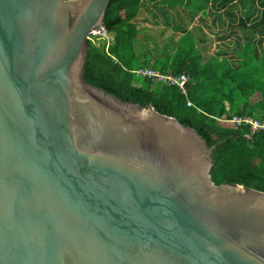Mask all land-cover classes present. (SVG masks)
Here are the masks:
<instances>
[{"label":"water","instance_id":"1","mask_svg":"<svg viewBox=\"0 0 264 264\" xmlns=\"http://www.w3.org/2000/svg\"><path fill=\"white\" fill-rule=\"evenodd\" d=\"M108 0H0V264H264V191L210 178L174 117L85 82Z\"/></svg>","mask_w":264,"mask_h":264},{"label":"trees","instance_id":"2","mask_svg":"<svg viewBox=\"0 0 264 264\" xmlns=\"http://www.w3.org/2000/svg\"><path fill=\"white\" fill-rule=\"evenodd\" d=\"M142 9L150 10L144 19L162 22L172 31L162 41L163 54L154 45L144 49L155 36L140 35L135 18ZM181 15L188 22L196 17L216 32L227 29L229 47L219 43L210 55L204 54L199 45L203 31L188 28ZM102 24L112 40L105 49L102 39H87L84 81L150 105L194 129L212 147L209 174L214 184L264 191V129L217 121L232 116L264 119V0H108ZM143 66L185 73V94L174 85L134 76L131 70Z\"/></svg>","mask_w":264,"mask_h":264},{"label":"built area","instance_id":"3","mask_svg":"<svg viewBox=\"0 0 264 264\" xmlns=\"http://www.w3.org/2000/svg\"><path fill=\"white\" fill-rule=\"evenodd\" d=\"M88 38H99L104 42L105 49L110 44L112 36L102 23L97 24L88 31ZM131 72L134 76L150 78L156 82L163 83L164 85H174L180 93L185 94V83L188 76L185 73L172 74L162 73L148 66L136 67ZM186 105H190L186 101ZM219 123L236 127L238 125H248L251 131H258L264 129V119H258L251 116H232L230 118H218ZM248 136V135H245Z\"/></svg>","mask_w":264,"mask_h":264},{"label":"rangeland","instance_id":"4","mask_svg":"<svg viewBox=\"0 0 264 264\" xmlns=\"http://www.w3.org/2000/svg\"><path fill=\"white\" fill-rule=\"evenodd\" d=\"M150 10L142 9L140 13L137 14L135 18V23L139 27L140 30V35L142 36H147L153 35L155 38H151L148 41V46L146 45L144 49H148L149 47L156 46L158 47L159 54H163L164 50H161V46L163 45L162 41H165L166 35L168 33H172L171 29L169 26H165L162 22L154 23L153 20H146L144 17L148 18ZM181 17L183 18V23L186 25L188 28L191 26H197L199 27L203 33H204V42L201 45L202 52L204 54L210 55L213 52V48L215 45H218L219 43L222 44L224 47H229L225 43H227V40L231 37L230 35H227L226 33L228 32L227 29L225 31H220L216 32V29L214 27H204L202 22L198 21V19L195 17L192 22H188L182 15ZM206 22H209V19H206ZM161 29H163L161 33ZM179 32L175 31L174 36H176ZM220 35H224L223 37H219ZM148 38H150L148 36ZM142 53V51H140ZM152 52V51H151ZM150 52L146 51L145 54L149 55ZM256 99V96L254 97Z\"/></svg>","mask_w":264,"mask_h":264}]
</instances>
